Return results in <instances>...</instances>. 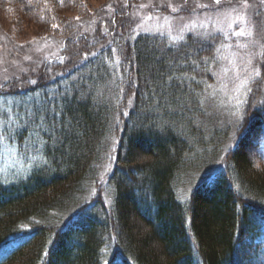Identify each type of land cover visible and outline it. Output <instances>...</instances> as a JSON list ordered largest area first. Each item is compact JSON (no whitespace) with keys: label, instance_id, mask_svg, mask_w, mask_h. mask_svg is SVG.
Returning a JSON list of instances; mask_svg holds the SVG:
<instances>
[{"label":"trees","instance_id":"16d2710c","mask_svg":"<svg viewBox=\"0 0 264 264\" xmlns=\"http://www.w3.org/2000/svg\"><path fill=\"white\" fill-rule=\"evenodd\" d=\"M13 1L48 28L56 6L84 18L52 31L62 63L0 77V163L5 141L28 166L0 172V264H264V88L246 73L255 90L223 101L221 36L173 42L130 14L99 36L83 0Z\"/></svg>","mask_w":264,"mask_h":264},{"label":"rangeland","instance_id":"374dc122","mask_svg":"<svg viewBox=\"0 0 264 264\" xmlns=\"http://www.w3.org/2000/svg\"><path fill=\"white\" fill-rule=\"evenodd\" d=\"M44 1L46 6L42 4V8L50 5L49 0ZM83 1L89 5L90 15L87 17L89 16V21L93 23L92 26L99 29L97 30L99 36L102 35L100 23L107 21L104 20L106 17L112 15V20L118 21V17L123 14L125 17L130 14V17L134 18L133 30L135 32L166 34L171 37L173 42H179L184 39L181 37L193 33L204 36L206 40L212 38V35H220L225 48L224 54L221 55L223 66L218 74L219 82L216 90L221 93L222 98L226 99L223 101H230L233 103L232 105L237 106L238 102L236 101L242 100V93L248 91L249 86L255 90V82L258 80H261L260 83L264 88V3L262 0H247L249 6L246 9L240 8L241 0H231L230 3L229 0H221L219 5L214 4L213 0ZM141 5L147 6L141 7ZM198 5H207V7H198ZM20 6L13 0H0V26L8 31L10 40L2 46L0 45V77L5 75V79H10L13 75L35 78L31 70H37L36 73H39L44 68L43 66L51 60L57 59L63 54L66 55V53L71 55V47L69 46L70 50L68 48L64 52L63 37L57 32L53 33L51 26V28L45 26L48 21L39 14L40 11L29 12ZM77 6L75 4L56 6L53 9V15L57 20H54L53 23L61 26L66 21H77L75 17H79L78 26L83 24L81 20L84 17ZM173 7H176L178 11H173ZM232 7H236L237 11L230 12L229 9ZM123 9L127 12L125 13ZM238 14H243L245 19L237 21ZM61 19H63V23ZM193 22L195 23L193 24ZM186 25L188 27H185ZM158 28L160 31H157ZM241 28L246 32L251 31L252 36L233 35L234 31H239ZM45 37L47 39H44ZM242 45L244 46L242 47ZM15 46L21 47L22 52L15 49ZM25 57H31V59H25ZM257 57H262L263 61L256 62ZM251 65L260 73L255 82L248 80L251 75H254ZM246 73L251 75L249 74L245 78ZM2 81L5 82V80ZM3 108L7 109L5 106ZM230 144V142L227 144L225 150ZM1 150L0 172L7 177L13 172L16 176L24 174L28 166L24 164V160L18 155L17 150L5 141H3ZM255 164L259 167L261 165L257 161ZM254 264L256 263L254 262Z\"/></svg>","mask_w":264,"mask_h":264},{"label":"snow or ice","instance_id":"6c2138e0","mask_svg":"<svg viewBox=\"0 0 264 264\" xmlns=\"http://www.w3.org/2000/svg\"><path fill=\"white\" fill-rule=\"evenodd\" d=\"M60 2H61V4H63V0H60ZM231 2V0H229V3ZM213 3L214 4H216V5H219L220 3H221V0H213ZM262 3H264V0H262ZM147 5H141V7H146ZM249 5L247 4V0H241V2H240V8L241 9H246L247 7H248ZM198 7H207V5H198ZM172 10L173 11H178V9L176 8V7H173L172 8ZM229 11L230 12H235V11H237V9H236V7H232L231 9H229ZM149 19H151L152 17H148ZM75 19L77 20V21H79L80 20V18L79 17H75ZM158 19V18H157ZM165 19H167V18H165ZM245 19V17H244V15L243 14H238L237 15V17H236V20L237 21H242V20H244ZM195 22H193V24H194ZM51 27L53 28V29H58L60 26L58 25V24H53V25H51ZM171 26H170V24H169V28H170ZM185 27H188L187 25L185 26ZM229 27H231V25H229ZM191 30V29H190ZM157 31H160V29L158 28L157 29ZM233 35H235V36H252V32L251 31H248V32H246L243 28H241L239 31H234L233 32ZM183 37H181V39H182ZM44 39H47L46 37L44 38ZM172 39H175V37H172ZM33 43H35V41H33ZM244 45H242V47H243ZM92 55H95V53H91ZM89 55V53H83V58L84 59H86L87 58V56ZM25 59H31V57H25ZM59 60H60V62L62 63L63 62V60H64V57H59ZM117 63L119 62V58H117V61H116ZM193 63H195V61H193ZM49 71H50V69H49ZM254 71V75L255 76H259L260 75V73H259V71L258 70H253ZM29 83H31V84H35L36 83V81L35 80H29ZM0 87H3V85H0ZM252 89H251V87L249 86L248 87V91H251ZM38 103V107H37V110H36V112H30L29 113V115L30 116H34V117H37L39 120H40V123L37 125V128H41V127H43L44 126V124H45V117L43 116V115H39V116H37V113H42L44 110H45V106L44 105H40L39 104V101L37 102ZM238 103H243V101H238ZM47 104L49 105V108H48V110L49 111H51L52 112V114H53V116H56V115H58V113H56V109H55V104H56V101H55V99H53V98H49L48 100H47ZM9 112H10V110H8ZM11 118V117H10ZM6 121H3V120H0V125H2L3 123H5ZM2 139H4V137L3 136H0V140H2ZM112 159V157H111V154H109V160H111Z\"/></svg>","mask_w":264,"mask_h":264}]
</instances>
